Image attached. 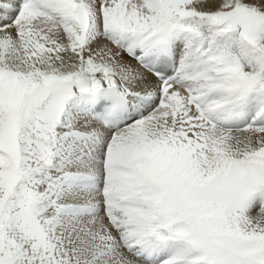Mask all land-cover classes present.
<instances>
[{"label": "snow or ice", "instance_id": "1", "mask_svg": "<svg viewBox=\"0 0 264 264\" xmlns=\"http://www.w3.org/2000/svg\"><path fill=\"white\" fill-rule=\"evenodd\" d=\"M0 264H264V0H0Z\"/></svg>", "mask_w": 264, "mask_h": 264}, {"label": "bare ground", "instance_id": "2", "mask_svg": "<svg viewBox=\"0 0 264 264\" xmlns=\"http://www.w3.org/2000/svg\"><path fill=\"white\" fill-rule=\"evenodd\" d=\"M132 63H135L134 61Z\"/></svg>", "mask_w": 264, "mask_h": 264}]
</instances>
